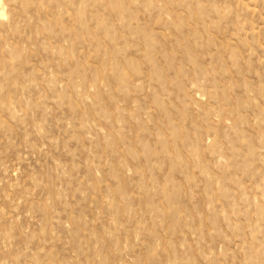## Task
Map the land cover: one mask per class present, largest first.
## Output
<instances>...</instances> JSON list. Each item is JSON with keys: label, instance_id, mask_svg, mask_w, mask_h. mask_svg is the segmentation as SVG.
Instances as JSON below:
<instances>
[{"label": "rangeland", "instance_id": "rangeland-1", "mask_svg": "<svg viewBox=\"0 0 264 264\" xmlns=\"http://www.w3.org/2000/svg\"><path fill=\"white\" fill-rule=\"evenodd\" d=\"M0 264H264V0H1Z\"/></svg>", "mask_w": 264, "mask_h": 264}, {"label": "bare ground", "instance_id": "bare-ground-1", "mask_svg": "<svg viewBox=\"0 0 264 264\" xmlns=\"http://www.w3.org/2000/svg\"><path fill=\"white\" fill-rule=\"evenodd\" d=\"M1 1V0H0Z\"/></svg>", "mask_w": 264, "mask_h": 264}]
</instances>
